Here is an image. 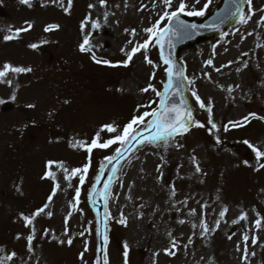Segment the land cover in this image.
<instances>
[{"label":"rangeland","instance_id":"obj_1","mask_svg":"<svg viewBox=\"0 0 264 264\" xmlns=\"http://www.w3.org/2000/svg\"><path fill=\"white\" fill-rule=\"evenodd\" d=\"M205 2L200 0L196 7H202ZM217 2L211 0L205 15ZM31 3L29 8L19 0H0V29L23 28L25 21L34 24L19 38L7 42L3 40L6 31H0V66L10 62L33 69L29 73L9 74L13 79L11 87L0 83V99L5 101L0 104V247L5 249L0 255L15 251L17 257L9 264H36L37 260L39 264H94L98 225L87 200L100 161L103 163L104 157L114 155L118 144L93 149L91 166L82 186L78 175L66 181L62 170L52 168L60 189L50 204L53 216L41 214L34 221V254L27 248L30 227H25L20 214L29 215L48 202L54 188L51 179L43 178L48 160L63 161L69 170L81 168L87 162L86 150L73 149L70 141L90 142L102 125L115 122L122 128L134 115L151 110L138 108L139 105L156 101L152 108L158 106L155 93L140 91L150 82L161 91L165 82V65L159 59L157 47L150 46L146 53L157 65L155 68L145 62L143 50L127 67L122 64L112 67L96 63L92 54L79 51L78 45L87 35L97 60L113 64L124 61L133 46L128 41L143 42L147 38L143 29L155 23L162 7L153 8L152 0H107L105 7L99 0H73L70 14H66L59 4L54 5L50 0H31ZM175 3L176 0L174 6ZM89 4L96 7L90 9ZM142 5H147L143 11L139 10ZM252 7L257 11L248 24L238 22L223 37L202 42L183 53L187 80H194L189 84V92L195 119L205 127L191 126L189 132L169 140L167 145L163 142L137 145L120 166L106 208L111 213L107 217L110 264H124V242L130 246L129 264H154V261L156 264H243L236 245H242L245 233L259 237L256 245L251 239L248 242L249 251L256 252L255 257H249V264H264V230L254 228L256 213L264 217V169L255 170L258 167L255 154L243 143L248 140L264 148V121L251 119L237 128L229 124V121H242L250 112L264 116V25L257 23L264 16V11H260L264 9V0H253ZM248 11L246 4L245 13ZM105 12L108 13L106 22ZM89 14L91 20L82 29L81 22ZM97 20L104 28L99 30V37H95L91 27ZM48 24H59L60 28L46 32ZM131 29L136 30L135 37ZM104 38L106 43L102 41ZM32 43L40 47L33 50L28 46ZM245 52L248 56H243ZM209 58L214 63L205 66ZM229 61L235 62L220 72L215 71ZM244 62L248 65L246 69L242 67ZM92 65L97 68V74ZM237 68L242 70L237 72ZM153 72L155 78L150 81ZM229 86L233 88L231 93L227 91ZM14 91L16 99L12 100ZM193 91L205 103L211 101V120L219 131L211 128L209 113L199 108ZM30 104L35 107H28ZM225 125L228 131H224ZM113 135L101 132V142ZM177 143L183 147L177 148ZM192 157L200 164L201 173L195 172ZM245 160L249 165L243 163ZM161 165L162 180L157 179L160 175L157 168ZM172 184L175 197L170 196ZM76 187H80V199L76 208H70ZM217 194L220 200H216ZM184 200L186 205L177 203ZM205 202L209 205L204 211L210 226L220 219L218 213L224 205L229 212L210 237H201L200 229H195L197 235L185 249L183 244L193 231L187 221L199 222L200 205ZM173 204L181 209L179 213ZM192 208L197 211L196 217L188 216ZM69 211L72 215L67 226L74 237L71 246L61 245L53 238L66 239L63 231ZM120 211L127 218V226L117 222ZM242 212L248 213L247 220L232 223ZM180 219L186 223L178 224ZM86 228L91 231L80 236ZM44 229L52 230V235L45 237ZM169 231L180 245L174 256L163 252L170 244ZM17 235L21 237L19 240ZM85 241H88V251L81 261L79 254L84 251ZM157 252L159 256H154Z\"/></svg>","mask_w":264,"mask_h":264},{"label":"snow or ice","instance_id":"obj_2","mask_svg":"<svg viewBox=\"0 0 264 264\" xmlns=\"http://www.w3.org/2000/svg\"><path fill=\"white\" fill-rule=\"evenodd\" d=\"M52 4H59V6L62 8V10L66 14H70L73 0H50ZM19 3L22 5H26L29 8L32 7L31 0H19ZM211 3V0H206V2L203 4L202 7L197 8L196 5L200 4V0H191V3L188 2V0H176L175 6H174V0H152V7H162V11L157 13V19L155 23H153L150 27H147L143 29V31L147 34V38L143 40V42H133L132 40H129V44H133L131 49L127 51L126 53V60L116 62L113 64L111 61H101L97 60L95 57V54L92 53V49L90 47V37L85 35L83 38V41L78 45L79 51L81 52H89L92 54V58L95 60L96 63H104L108 66L116 67L118 65H123L125 67L128 66V64L133 60V57L140 53L141 50H143L145 54V62L148 65H152L154 68L157 67V65L154 64V61L150 59L147 56V51L150 46L157 47L159 49L160 57L162 59L163 64L165 65L164 72L166 73L167 80L163 83V90H157L154 84L151 82L144 88H142L140 91L143 93H147L150 90L155 93V95L159 98V106L156 108H152V104L156 103V101H151L148 105H139L138 108H149L150 111H143L139 115H134L131 120L125 124L122 128H120L118 125L113 123H107L101 126V128L95 133V135L92 137L90 142L82 141V140H72L70 141V147L73 149L77 148H83L88 153L87 162L81 167V168H73L69 170L63 161H54V160H48L46 162V171L44 173L43 178L51 179L54 183V188L52 191V194L48 196L47 200L48 202L43 204V206L37 208L34 212L30 213L29 215H25L24 213H21V219L24 221L25 227H30V234L27 235V248L28 252L34 254V246L33 241L36 238V228L34 221L37 219V217L41 216V214L45 215L48 218H51L53 216V211L50 208V204L52 203L53 196L55 195L56 190L60 189V184L57 181L56 178V172L52 171V168L55 166L58 170H62L64 173V179L66 181H70L73 177L79 176V184L82 186L85 182L86 174L89 171V168L91 166V159H92V152L93 149H107L112 145H119L115 148L114 152L115 154L112 156H106L104 157V160L108 161L109 164H111L113 161L119 162L121 158L124 157V154L129 152L132 149L133 142L135 141L138 145H145V144H157L160 142H163L165 145H167L169 140L174 139L176 136H183L185 133L190 131V127H205V124L202 122H199L195 119L193 116L192 109L189 107L187 100L184 97L182 85H184L185 81H187L188 84L194 83V80H187L185 76V70L183 67H177L176 63L172 59L171 52L169 51L167 55H165V49L166 48H172L174 47V44L172 43L173 37L181 36L182 34L186 33L189 29H196L198 26L195 24L188 25L184 21L180 19V15L184 14L187 16H204L205 12ZM244 3H246L249 7L248 13H245L240 4H235V11L229 10L227 12V17L231 16H239V22L242 24H248L249 21L252 19V16L255 15L256 9L252 7L253 0H244ZM99 4L102 7H105L107 4V0H99ZM88 7L90 9L96 7L94 4H89ZM119 7V5H117ZM125 7H127V3H125ZM147 8V5H142L139 10L143 11ZM260 11H264V9H261ZM108 13L105 12V22L107 19ZM225 18L220 19V23H224ZM91 20V15L89 14L88 17H86L85 21L81 22L82 29L85 27L87 22ZM26 27L23 28H15L13 29L11 26H9L6 30L0 29V31H6V34L3 36L4 41H11L13 39L19 38L20 34L22 32L29 31L33 26L32 21H25L24 22ZM258 24L264 25V16L260 17V20L257 21ZM219 25H217L218 27ZM91 27L93 29H99L101 27L100 22L93 21ZM209 27V26H205ZM60 28L59 24H48L45 27L46 32H50L53 30H58ZM126 32H128V29H125ZM131 35L135 37L136 30L131 29ZM237 32H239V29H237ZM248 35H252V33H248ZM46 42V41H42ZM31 49L35 50L40 47V44L38 43H32L28 45ZM216 46L213 45V53H215ZM121 51H124V49H121ZM227 51V49H225ZM243 56H248V53H243ZM235 61H229L227 65H222L220 68H215V71L220 72L221 68L228 67V65L234 63ZM214 63L212 58H209L205 61V66H212ZM243 68H247V62H244L242 65ZM242 69L237 68L236 71L240 72ZM33 69L31 67H25V66H16L11 64L10 62H5L2 66H0V83L6 84L7 86L11 87L13 85V79L9 78V74L18 75L23 73H29L32 72ZM205 75L208 76L209 79H211L210 75L208 73H205ZM155 78V72H153L150 75V81ZM18 87V86H17ZM237 88H239V85H236ZM227 91L231 93L233 91L232 86H229ZM179 96L178 103H171V101ZM192 96L195 97V100L198 102L199 108L204 109L206 112L209 113V120L208 123L211 124L212 129H216V131H219L217 128V125L212 122L211 120V114H212V104L211 101L208 103H205V101L201 98L200 95L197 94L196 91L192 92ZM11 99H16V92L14 91L11 95ZM5 103L3 99H0V104ZM67 103V101H65ZM30 108H34V104L28 105ZM51 115V113H49ZM251 119H260L264 121V116H258L255 112H250L247 115H245L242 118V121H229V124L233 128L237 127H243L246 123H250ZM135 126V127H134ZM141 126H143L141 128ZM27 127V125H25ZM151 130L150 134L148 136H143V132ZM229 127L228 125L224 126V131H228ZM107 132V133H113L114 135L106 140H103L101 142V132ZM139 138V139H138ZM217 143H220L219 138L217 137ZM244 144H247L252 151L255 154V159L258 167L255 169L256 171H259L260 169H264V148L254 145L250 143L248 140L243 141ZM177 148L183 147V145L177 143L175 145ZM192 162L194 165V169L196 173H201L202 169L200 167V164L197 162L195 157H192ZM245 165H249V161L245 160L243 161ZM161 166H158L157 171L160 172ZM113 175L116 174L117 169L115 167L112 168ZM206 175V174H205ZM99 179V177H97ZM118 179V177H117ZM157 179L162 180L163 179V173L160 172V175L157 177ZM108 183L104 185L105 192L103 194L99 192L92 191L89 193V196L95 199L96 197L103 195L104 201H105V207L107 208V201H108V190L111 186L112 177L108 178ZM71 186V185H69ZM121 186L122 182H121ZM171 192L170 196L175 197L176 190L175 185L172 184L170 186ZM19 191V189H17ZM220 195L217 194L216 200H220ZM80 199V187H76L75 189V198L74 201L70 204V208H76L77 204ZM115 199V197H114ZM130 199V197H129ZM177 203H180L182 205L187 204V200L184 201H178ZM141 208L143 205L140 206ZM172 207L175 209L176 212H180V208H176L175 204L172 205ZM209 205L207 202L200 205L201 213L199 222H192L187 221L191 223V228L193 229L192 234L188 237L187 243L183 244V247L185 249L188 248L189 244L193 243V237L197 235L195 229L199 228L200 232L199 235L201 237H210L211 234H213L216 230L219 229L221 220L227 215L229 212V208L227 205H224L221 210L218 213V216L220 219L215 220L213 225H209L207 222V219L205 218L206 214L205 211ZM79 210V209H77ZM72 212L69 211L68 215L65 217V227L63 231V235L66 237V239H59L55 236H53L54 239L57 240V243L64 245L67 244L68 246H71L73 244L74 237L69 234L68 229V220L71 218ZM111 215L110 212H106V218ZM143 213H140V217L142 218ZM189 217H196L197 211L195 208H192L188 212ZM256 219L254 221V228L256 230H264V217L261 216L259 212L256 213ZM248 218V213L242 212L240 216L238 217V220H233L232 223H239L242 221H246ZM119 224L127 226V218L124 216L123 211H120V218L117 221ZM178 224L183 225L186 223L184 219H180L177 221ZM90 228H86L84 231L80 232V236H84L85 232H90ZM43 235L45 237L52 235V230L50 229H44ZM167 236L170 238V244L169 247H166L163 249V252L166 255L174 256L176 254V250L180 247L177 239L173 237V234L171 231L167 233ZM20 235H17L16 239H20ZM232 236L229 235L228 239H231ZM251 239V243L253 245H256L259 242V237L256 235H252L251 237L245 233L242 235V245L237 244L236 250L240 253V259L242 260L243 264H249V257H255L256 252L255 251H249V245L248 242ZM109 242V237L107 234V226L105 233L103 235V248L100 249V255L97 257V259L94 261V264H110L109 256L107 253V245ZM264 247V245H262ZM88 251V241H85L84 244V251L79 254V258L81 261H84V253ZM5 249L4 247H0V253H4ZM129 253H130V246L127 242H124L123 245V262L124 264H129ZM159 252L154 253V256H159ZM17 257V253L15 251H12L10 253H7L6 255H0V264H9L14 258ZM31 259V257H29ZM201 260H204V257L201 256ZM211 261V258H210ZM36 264H39V261L37 260ZM154 264L156 262L154 261Z\"/></svg>","mask_w":264,"mask_h":264},{"label":"water","instance_id":"obj_3","mask_svg":"<svg viewBox=\"0 0 264 264\" xmlns=\"http://www.w3.org/2000/svg\"><path fill=\"white\" fill-rule=\"evenodd\" d=\"M239 3L242 10H244V0H219V3L217 6L212 10L211 13H209L206 17H204L201 20L197 19H190L188 17H185L184 15H180V19L184 21L188 25L195 24L198 27L196 29H189L186 33L182 34L178 37L172 38V43L174 44V47L172 48H166L165 49V55L168 54V52H171L172 59L176 63L177 67H183L185 70V64L181 60V54L184 50H187L189 48H192L199 44L200 42L214 39L222 34H224L233 24H235L239 16H231L227 17V12L229 10L235 11V4ZM224 19V23H220V19ZM209 27H205V26ZM217 25H219L217 27ZM162 60V59H161ZM182 90L185 99L188 102L189 107L192 109L193 107L189 100L188 95V85L185 81L184 85H182ZM179 96L175 97L171 103H178ZM194 116V112H193ZM151 130L143 132V136H148L150 134ZM139 139V138H138ZM136 142H133L132 149L124 154V157L117 161H113L111 164H109L108 161L105 162V164L102 166L100 173L98 175L99 179L96 180L94 187L92 191L99 192L103 194L105 192L104 185L108 183V178L112 177L111 185L115 179V175H113L112 168L115 167L118 170L119 165L127 158L129 153L133 150V148L136 146ZM117 173V172H116ZM111 187V186H110ZM110 189V188H109ZM109 192V190H108ZM89 203L92 209L97 213L98 216V225H99V242L98 247L96 249V259L101 254L100 249L103 248V235L106 230V216H105V201L103 198V195H100L93 199L92 197L89 198Z\"/></svg>","mask_w":264,"mask_h":264},{"label":"bare ground","instance_id":"obj_4","mask_svg":"<svg viewBox=\"0 0 264 264\" xmlns=\"http://www.w3.org/2000/svg\"><path fill=\"white\" fill-rule=\"evenodd\" d=\"M99 30H104V28L101 26L99 29H94V35H95V37H99V36L97 35V34L99 33ZM102 41H103L104 43L107 42L105 38L102 39Z\"/></svg>","mask_w":264,"mask_h":264},{"label":"trees","instance_id":"obj_5","mask_svg":"<svg viewBox=\"0 0 264 264\" xmlns=\"http://www.w3.org/2000/svg\"><path fill=\"white\" fill-rule=\"evenodd\" d=\"M35 208V207H34Z\"/></svg>","mask_w":264,"mask_h":264}]
</instances>
